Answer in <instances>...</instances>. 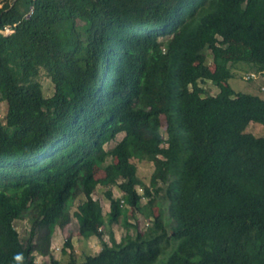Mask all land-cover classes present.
Returning <instances> with one entry per match:
<instances>
[{"label":"trees","instance_id":"1","mask_svg":"<svg viewBox=\"0 0 264 264\" xmlns=\"http://www.w3.org/2000/svg\"><path fill=\"white\" fill-rule=\"evenodd\" d=\"M241 64L264 74V0H0V264H62L52 235L79 196V240L102 247L78 260L69 237L65 264H264V136L247 131L264 96L229 83ZM116 223L134 233L110 244Z\"/></svg>","mask_w":264,"mask_h":264},{"label":"rangeland","instance_id":"2","mask_svg":"<svg viewBox=\"0 0 264 264\" xmlns=\"http://www.w3.org/2000/svg\"><path fill=\"white\" fill-rule=\"evenodd\" d=\"M11 32H12L11 30H6L5 33L8 34ZM206 64L212 70L215 69L212 51L208 52ZM250 70H251L250 67L248 65H245V64L244 65L241 64L240 67H238V68H233L232 72H231L233 76L230 77L229 83L236 89V91L249 92V93H260L262 96H264V92L258 91V86H259L258 84L260 83L258 79L247 80L245 78L246 74L248 72H250ZM41 81L43 84L45 94L47 96L51 95L53 93V83L51 82L50 78L46 75H43L41 78ZM200 84L202 85V87L207 88L209 90V92L213 95H216L220 90L210 80H208L207 82H204V83H200ZM5 112H6V104L0 103V116H4ZM163 120L165 121V117H163ZM247 131L252 132L253 134H255L257 136H264V125L251 122L247 127ZM124 134L125 133L119 134L117 141L122 139ZM117 141H114V142L107 144L106 148L111 149L116 144ZM133 160L138 166L139 176L145 182L149 183L151 174L154 171L153 163L148 162V161H139L137 158H134ZM108 161H110V159ZM98 174H99V172H98ZM137 190L140 193L143 192V189L141 187H138ZM113 191H114L115 196L121 197V199H123L124 194L118 187H114ZM164 195H165V192L163 190V192H161L159 194L158 200L163 202V206H166V204H168V201H166V200L163 201ZM93 196L95 199L100 200L102 207H103V212H104V214H107L108 211L110 210V201L106 197L105 188L103 186L99 185L95 189ZM83 200H84L83 196H79L75 200V202L72 206V209H71V213H72L71 223L65 227H62V228L57 226L54 229V232L52 235V246H51L52 255L56 259L60 260L62 264H65L69 260V257L71 254V249L66 247L67 246L66 245L67 238H69V237H72L73 248H74V251L78 257V260L84 259L85 256L89 253H94V254L98 253L102 247V241L97 236H92L91 238H89L87 240H83V241L79 240V236H78L79 225H78L77 218L75 217V215L73 213H74V211L77 210L78 205ZM147 201H148V197L144 196L142 198V203H146ZM150 220L145 218L143 214L138 212L136 215V218L131 217L129 221H131L132 223H137L139 229L141 231H144L146 229V227L148 226V223ZM33 223L34 222L28 216L15 221V226H16L17 230L19 231L22 238L26 237L29 234V232L31 231V229L33 227L32 226ZM104 231H105V235H104L103 240L107 241L110 244L120 242L121 239L123 237H125V235L127 233H129V234L134 233L133 229H130L127 231V228L124 225L117 224V223L114 224L110 228H105ZM167 249H169V246H167ZM168 255H169L168 253L162 254L159 257L157 263L158 264L161 263L162 259L167 258ZM49 261H50V258L48 256L37 255V257H36L37 264H40L42 262H49Z\"/></svg>","mask_w":264,"mask_h":264},{"label":"built area","instance_id":"3","mask_svg":"<svg viewBox=\"0 0 264 264\" xmlns=\"http://www.w3.org/2000/svg\"><path fill=\"white\" fill-rule=\"evenodd\" d=\"M6 30H11L12 31V29L10 27H7L5 29V32H6ZM245 78L247 80H255V79H258L259 82H260L259 83L260 90L262 92H264V74H262V73H255V72H248L246 74Z\"/></svg>","mask_w":264,"mask_h":264},{"label":"crops","instance_id":"4","mask_svg":"<svg viewBox=\"0 0 264 264\" xmlns=\"http://www.w3.org/2000/svg\"><path fill=\"white\" fill-rule=\"evenodd\" d=\"M259 85V84H258ZM258 88H259V86H258Z\"/></svg>","mask_w":264,"mask_h":264}]
</instances>
